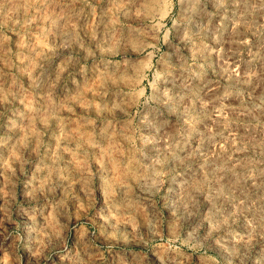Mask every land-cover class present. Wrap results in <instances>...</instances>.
Wrapping results in <instances>:
<instances>
[{"label": "rangeland", "instance_id": "obj_1", "mask_svg": "<svg viewBox=\"0 0 264 264\" xmlns=\"http://www.w3.org/2000/svg\"><path fill=\"white\" fill-rule=\"evenodd\" d=\"M0 5V23L8 28H17V20L22 25L33 21L28 26L33 50L55 46V54L37 69L45 82L38 90L29 87L23 73L17 74L16 69L10 70L0 61L5 79L22 86L7 106L6 120L0 123V139L13 143L20 139L23 133L13 122H20L19 114L26 111L28 103L53 106L58 115L54 114L47 127L37 124L41 137L29 139L24 147L26 162L32 165L24 168V174L41 185L54 180L57 173L66 178L52 192L63 198L61 203L67 201L71 219L79 223L81 231L96 233L102 239L105 234L103 222L93 218L97 197L90 187L89 174L81 171L70 145L61 142V120L70 121L74 137L83 134L118 156L135 153L141 164L144 158L157 155L168 158L165 179L155 200L139 209L134 222H127L130 217L124 206L136 201L144 185L130 184L123 193L105 191V214L111 217L114 207L121 210L111 219V225L121 232L144 240L149 234V216H156L163 223L159 233L152 231V238L161 250L177 236L184 239L182 220L186 219L184 204L191 199L189 193L196 196V227L203 229L215 222L221 229L215 236L217 241L229 225L241 230L243 221L236 205L246 193L237 177L257 161L264 167V33L253 35L243 27L234 30L239 9L233 0H171L170 5L164 0H136L132 4L125 0H57L51 9L41 8L40 13L22 7L21 0H0ZM44 11H54V24L47 25L51 32L46 40L40 36L45 25L38 19ZM152 16L162 20L156 25L160 39L151 34L144 38L133 31H147ZM113 29L118 44L109 38ZM7 35L12 51L20 54L19 42L27 38L15 32ZM244 39L251 43H239ZM113 44L115 50L106 51ZM89 51L95 55L90 56ZM23 54L28 55V50ZM35 55L38 57L39 51ZM11 60L21 63L15 56ZM62 62H68V70L59 76L49 94L46 84L57 79L55 73ZM82 67L87 71L81 72ZM78 91L84 93L83 103L91 101L94 107L86 109L75 102L57 107ZM4 110L0 105V111ZM170 145L178 158L169 153ZM0 152L7 156L6 148ZM90 156L94 173L101 169L103 157L100 149ZM112 179L124 183L114 169ZM220 188L225 189L223 196L217 192ZM6 195V190L0 193ZM169 205L176 209L171 213V223L166 211ZM24 207L27 215L29 206ZM31 208L35 212L37 205ZM81 212L86 214L81 216ZM4 216L0 211V220ZM11 219L24 223L22 217ZM228 246L226 241L214 244L199 264H212L213 257L222 261ZM134 250L141 251L139 247ZM252 251L256 264H264V256L255 248ZM156 255L153 253V257ZM191 259L186 264H191Z\"/></svg>", "mask_w": 264, "mask_h": 264}, {"label": "clouds", "instance_id": "obj_2", "mask_svg": "<svg viewBox=\"0 0 264 264\" xmlns=\"http://www.w3.org/2000/svg\"><path fill=\"white\" fill-rule=\"evenodd\" d=\"M11 2L12 0H8V3ZM125 2L132 4L136 0H125ZM155 2L158 3L159 0ZM164 2L171 4V0H164ZM233 2L239 9L234 30L243 27L246 32H252L253 35L264 33V0H233ZM56 3L57 0H21L22 7L26 6L37 13H40L41 8L51 9ZM0 10H3V5H0ZM53 15L54 11H44L38 15L40 22L45 25L40 32V36L45 40L51 32V28L47 25L54 24ZM32 23L33 21L29 19L22 25L17 20V28H8L6 24L0 23V61L10 70L16 69L17 74L23 73L28 79L29 87L38 90L45 86V82L41 80L37 69L43 66L42 61L50 59L55 54V46L44 45L42 49L33 50L31 32L28 30V26ZM159 23H162V20L152 16L147 31L142 29H133V31L144 38L151 34L154 39H160L159 30L156 28ZM73 29L75 30V26ZM8 32H15L17 36L22 35L27 38L19 42V47L22 49L20 54L12 51L11 37L7 35ZM109 38L116 44L119 43L114 29ZM239 43L248 45L251 41L244 39ZM115 46L113 44L106 51H114ZM23 50H28V55H24ZM36 51H39L38 57L35 55ZM89 55L95 54L89 51ZM13 56L21 63L13 64L11 60ZM67 70L68 62L60 63L55 73L57 79L49 80L46 84L49 94L58 83L59 76ZM86 71V67L81 68V72ZM21 90L20 83L6 80L3 69H0V105L5 108L4 111H0V123L6 120L7 106L20 94ZM83 94V91H78L75 97L69 94L66 101L61 102L57 107L63 108L65 103L72 102L82 103L86 109L94 107L91 101L83 103ZM54 114L58 115L54 113L52 105L28 103L26 111L19 114L20 122L18 124L13 122L14 127L19 128L23 133L20 139L14 143L0 139V149H7L6 157L3 152H0V193H4L5 190L8 193L6 196H0V211L5 213L4 219L0 220V264H157V262L158 264H186L189 257L192 258L191 264H199V259L207 258L208 251L220 241H226L229 245L225 249L226 254L222 257L223 264H256L253 248L257 249L258 255L264 256V243H262L264 241V181H260V178L264 176V167L260 166V161L249 166L242 175L237 177L245 185L246 193L244 199L236 205L237 213L243 221L241 230L229 225L225 235L220 236L217 241L215 236L221 229L215 222L203 229L196 227L197 221L193 211V201L196 196L189 193L191 199L184 204L186 219L182 220L185 238L180 239L177 236L161 250L152 238L153 230L157 233L160 231V224L163 223L161 217L149 216V234L144 240H138L131 232H121L119 228L111 225V219L118 217L121 210L114 207L111 217L106 215L103 200L106 190L110 193H123L128 191L130 184L144 185L136 201L124 206V212L130 217L127 222H134L139 209L146 203L151 205L155 200L165 179L164 165L168 158L157 155L153 158H144L145 163L141 164L135 153L131 157L118 156L111 148H102L94 141L86 139L83 134L79 138L74 137L70 121L61 120L59 132L61 142L70 145V151L82 166L81 171L89 174V179L92 181L90 187L95 190L97 197L93 218L102 221V226L105 228L103 239L96 233L81 231L79 223H74L71 219L72 212L68 208L67 201L61 203L60 200L63 198H57L52 192L54 187L58 190V186L65 183L66 178L57 173L54 180L49 179L47 183L41 185L30 175L24 174V168L32 166L26 162L24 147L29 139L41 137L37 124L47 127ZM96 149H100L103 160L101 169L93 173L89 161L90 153ZM168 151L173 158H178L172 145L169 146ZM141 156L143 157V153ZM109 164L111 168L107 167ZM113 169L120 173V179L124 183L112 179ZM249 186L253 191H250ZM196 191L200 192L199 189ZM217 192L223 196L225 189L220 188ZM208 194L211 195V191ZM33 204L37 205L35 212L31 208ZM25 205L29 206L27 215H25ZM85 208L87 209V205ZM153 211L158 210L153 209ZM166 211L170 214L168 222L171 223V213L176 209L169 205ZM85 214V212L80 213L81 216ZM12 216H15L17 220L22 217L24 223L13 221ZM70 240L71 247H69ZM137 247L141 251H135ZM153 253L157 255L153 257ZM222 261L212 258V264H222Z\"/></svg>", "mask_w": 264, "mask_h": 264}]
</instances>
